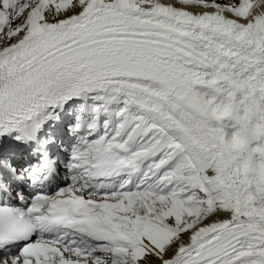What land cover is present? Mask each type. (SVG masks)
Returning <instances> with one entry per match:
<instances>
[{
	"label": "snow or ice",
	"instance_id": "6c2138e0",
	"mask_svg": "<svg viewBox=\"0 0 264 264\" xmlns=\"http://www.w3.org/2000/svg\"><path fill=\"white\" fill-rule=\"evenodd\" d=\"M0 264H264V0H0Z\"/></svg>",
	"mask_w": 264,
	"mask_h": 264
}]
</instances>
